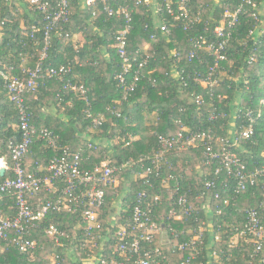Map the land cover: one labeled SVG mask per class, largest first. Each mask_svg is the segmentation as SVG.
I'll use <instances>...</instances> for the list:
<instances>
[{"label": "trees", "instance_id": "1", "mask_svg": "<svg viewBox=\"0 0 264 264\" xmlns=\"http://www.w3.org/2000/svg\"><path fill=\"white\" fill-rule=\"evenodd\" d=\"M83 1H70V20L52 31L43 64L72 65L70 77L74 82L85 85L93 111L105 114L103 124L94 126L92 118L87 114L89 106L81 95L66 92L60 101L58 94H62L63 83L57 78L41 79L37 90L25 95L26 102L34 123L49 127L61 136L63 143L69 144L74 150H80L83 158H86L84 164L93 166L104 159H110L117 166H122L128 160H135L136 163L126 165L116 172L118 183L108 188L104 204L97 209L102 228L96 232L100 235L94 242H85L78 258L73 252L75 244L79 242L82 245L88 238L87 233L79 229L80 213L53 211L46 218L45 225L54 223L70 238L64 236L61 239L62 245H58L53 237L36 228L31 236L39 240L40 247L34 257L28 259L29 255L19 252L11 243L4 242L0 264H50L56 254L64 257L65 264H85L84 260L94 254L122 259L124 255L119 250L120 240L116 232L125 228L128 234L133 233L131 219L134 207L139 192L145 189L153 197L158 192L161 194L163 202L154 207V219L177 231L178 237L170 232L174 243L187 240L203 220H208L202 205L206 197L211 196L213 213L210 218L214 229L212 233L204 231L205 243L201 245L196 264L201 261L204 264H247L252 249L249 237L245 236L248 244L243 242L242 247H229L228 244L235 227L243 226L246 209L259 208L260 213L264 214V207L261 208L264 203L263 184L250 186L238 195L230 191L231 201L225 204L222 198L215 199L216 189L206 188L205 180L213 177L215 167L201 163L202 150L191 148L180 155L171 154L168 159L176 167L182 191L187 192L190 200L197 205L196 215H184L181 221H174L169 212L172 201L169 199L170 191L164 188L160 180L146 184L139 180L137 174L142 168L140 155L158 148L159 134L173 135L187 127L190 131L206 130L215 136L227 137L234 134V130L240 131L249 124L250 120L246 116L249 110L254 116V133L251 139L241 137L237 150L247 162L249 170L264 165V32H260V27L264 26V12L258 14V18L253 15L262 7L259 4L249 5L240 14L233 39L225 50L227 58L221 62L216 74L219 84L212 88L196 78L206 76L214 57L206 45L197 48L194 39L200 33H208V37L212 35L225 10L234 11L242 0H191V13L196 16L200 12V20L189 31L183 28V21L167 13L165 4L163 11L158 12L151 3L110 0L114 7L130 4L134 8L132 29L128 35L129 51L139 57L141 54L149 55V75L124 98V92L116 80L117 73L121 71V59L117 54L115 34L125 26V18L109 17L102 10L94 17L95 7L98 9L100 3L94 7L83 5ZM258 1L264 5V0ZM163 23L168 25L170 32L161 29ZM34 25L37 26L35 31ZM32 32L34 37L31 36ZM78 33L84 39L81 46L75 43V35ZM44 44L41 14L34 11L27 0H0V156L10 158L9 144L20 139L18 111L4 86V75L9 78L25 77L26 70L35 67L39 61ZM146 44L150 46L145 50ZM192 50L196 53L193 57ZM220 88L225 89L226 93L221 94ZM199 95L204 96L203 103L197 101ZM52 101L67 117L63 120L61 115L55 126L50 125L53 120L42 122L40 113L43 106ZM146 114L148 121L151 120V114H154L155 119L145 126V135L138 138L140 129L135 122L137 117ZM211 114L216 117L211 119ZM128 134L134 135L135 139L125 145L121 137ZM116 138H119V142L114 143ZM53 153L42 139L36 138L27 155L26 167L33 169L36 160L47 165ZM8 174L9 171L4 175L0 173V180ZM218 187L222 197L227 194L221 182ZM54 196L56 193L52 190L42 191L30 201L37 202ZM217 204L222 205L221 214L216 213ZM14 206L12 197H6L0 202V207L7 214L15 213ZM217 232L221 234L220 241L214 240ZM160 237L157 234L152 243L144 242V245L150 248L161 245ZM132 240L133 235L125 236L121 243H130ZM170 247L162 246L168 257L166 263L170 261L172 264H181L188 252L173 253ZM215 249H218V258L212 255Z\"/></svg>", "mask_w": 264, "mask_h": 264}, {"label": "built area", "instance_id": "2", "mask_svg": "<svg viewBox=\"0 0 264 264\" xmlns=\"http://www.w3.org/2000/svg\"><path fill=\"white\" fill-rule=\"evenodd\" d=\"M27 1L34 11L41 14L45 44L39 61L35 67L26 70L27 75L25 77L13 76L9 78L6 74L4 75L6 78L4 86L18 111L19 122L17 126L20 130V139L11 141L9 144L10 158L6 155L0 156V171L4 168L5 172H10L4 179L0 180V202L6 197H12L15 202L13 215L7 214L0 207V254L3 252V243L9 242L19 252L29 256L35 255L36 250L40 247V242L36 237L31 236V233L36 228L45 231L53 237L58 245H62L61 239L64 236L70 238L69 235H65L54 223L49 225L44 223L51 212L57 211L80 213L79 229L84 230L88 238L84 240L82 245L79 242L75 244L73 252L79 255L86 241L94 242V239L100 235L96 232L97 229L102 228L97 209L104 204L108 188L118 183L119 178H117L116 172L122 170L126 165L135 164L136 161L128 160L122 166H117L112 164L110 159H104L93 166H88V164H84L86 158H83L80 150H74L69 144L63 143L61 136L49 127L34 123L25 95L35 92L40 80L44 78H57L63 83L62 94H58L60 101L64 99L63 95L66 92L81 95L89 106L87 114L92 118L94 126L98 127L103 124L105 114L93 111L85 85L72 80L70 77L72 65L44 66L43 64V60L47 57L52 31L70 20L71 0ZM135 1L137 4L151 3L158 12L163 11V4H165L167 13L176 20L183 21V28L188 31L193 29L197 21L200 20V12L196 16L191 13V0ZM97 3H100L98 9L95 7ZM258 4L262 7L261 10L253 12L254 17L258 18V14L264 12V5L258 0H242L234 11L225 10L224 16L215 26L213 34L209 35L210 38L212 37L211 40L207 36V27H205L207 34L200 33L195 37L194 41L197 48L206 45L209 53L214 57L213 64L209 66L206 76H198L197 80L212 88L219 84L216 74L221 62L227 58L225 50L233 39V31L239 22L240 14L247 6H258ZM83 5L95 7L94 17L102 10L109 17L125 18V26L115 34V40L117 54L121 59V71L117 73L116 80L124 92L123 97L127 98L143 78L150 73V70H147L149 55L142 56L141 54L139 57L132 55L129 51L128 35L132 29L134 8L130 4L114 7L110 0H84ZM33 29L34 31L37 30V26L34 25ZM161 29L170 32L166 23L161 25ZM260 32H264V26L260 27ZM31 36H35L34 32ZM152 37L154 36L152 35ZM149 46L150 44H146L145 50ZM195 55V51L192 50L191 56ZM197 101L203 103L205 101L204 96L199 95ZM246 116L250 120L249 124L240 131L234 130V134L230 136H215L213 132L206 130L194 132L183 127L182 130L173 135L159 134L158 148L140 155L139 161L142 162V168L137 177L146 184L153 180H160L164 188L170 191L169 199L172 201L169 212L172 219L182 220L184 215H196L197 205L190 200L187 192L182 191L181 179L176 173V167L168 159L171 154L180 155L183 151L191 148L202 150L201 163L207 167L212 165L215 167L213 177H208L205 180L206 188L207 190L216 189L215 199L222 198L225 204L231 201L230 191L238 195L248 190L250 186L264 185V165H257L253 170H249L247 162L237 150L241 137L251 139L254 133L253 113L249 110L246 112ZM215 117L214 114L210 115L211 119ZM36 138L42 139L54 153L47 165L36 160L35 168L28 169L26 158ZM134 139L132 134L121 137L125 145H129ZM90 145L92 144L90 143ZM219 182L227 191L223 197L219 191ZM50 190L56 193V196L37 202L30 201L42 191ZM211 199V196H207L202 205L208 220H203L196 232L191 234L187 240L174 243L170 232L173 236L178 237L177 231L172 226L161 225L154 219V207L163 202L161 194L158 192L153 197L147 189L139 192L131 219L133 233L128 234L125 228L116 232L120 240L119 250L124 257L116 260L103 254H94L86 258L87 262L90 264H172L170 261L166 263L168 257L162 248V246H171L170 250L173 253L177 251L188 252L181 264H196L195 260L200 254L201 245L205 243L204 231L212 233L214 229V223L210 218L213 213ZM262 205L261 208L264 207V203ZM222 212V205L217 204L216 213L221 214ZM244 217L243 226L235 227V232L228 245L229 247H242L243 242L247 243L245 236H248L252 242V249L247 264H264V214L260 213L259 208L254 207L246 209ZM196 220L199 221V218L197 217ZM157 234L161 236V245H156L154 248L144 245V242L152 243ZM131 235H133V240L130 243L128 241L121 243L125 236ZM221 238L219 232L214 235L215 241H220ZM212 255L218 258V249L213 250ZM64 261L62 255L56 254L55 257L51 258L50 264H65ZM199 264H204V262L201 261Z\"/></svg>", "mask_w": 264, "mask_h": 264}, {"label": "crops", "instance_id": "3", "mask_svg": "<svg viewBox=\"0 0 264 264\" xmlns=\"http://www.w3.org/2000/svg\"><path fill=\"white\" fill-rule=\"evenodd\" d=\"M83 42H84V39L81 36V34L80 33L76 34L75 35V43L78 46H81V45H83ZM40 113H41V120H42V122H46L45 121L46 119H48L49 122H50V120H53V121L50 122V125H52V126L57 125V119L58 118L60 119V116L61 115H62L61 118L63 120H66L67 119L65 112L63 114V112L61 111V109H59V107H57L56 104H54L53 101L50 102V103H47L46 106H43V108L41 109V112ZM87 263H88L87 260H85V264H87Z\"/></svg>", "mask_w": 264, "mask_h": 264}, {"label": "rangeland", "instance_id": "4", "mask_svg": "<svg viewBox=\"0 0 264 264\" xmlns=\"http://www.w3.org/2000/svg\"><path fill=\"white\" fill-rule=\"evenodd\" d=\"M261 2V1H260ZM221 94H225L226 93V90L225 89H223V88H220V91H219ZM150 115V114H149ZM150 119L152 120V122L154 121V114H151L150 116ZM148 117V118H149ZM150 120V121H151ZM150 121H148V119H147V114L146 115H143L141 118H138L137 117V119H136V122H135V124L139 127V132H138V135H137V137L139 138V137H143L144 135H145V126L146 125H148V123H150ZM140 134H142V135H140ZM116 142H119V138H116V139H114V143H116ZM174 221H181V220H174ZM190 231H192V230H190ZM77 256V258H78V255H76ZM34 257V255L33 254H31V256H28V259H32ZM85 261V260H84ZM87 264H90V263H87Z\"/></svg>", "mask_w": 264, "mask_h": 264}, {"label": "water", "instance_id": "5", "mask_svg": "<svg viewBox=\"0 0 264 264\" xmlns=\"http://www.w3.org/2000/svg\"><path fill=\"white\" fill-rule=\"evenodd\" d=\"M3 158H4V157H3ZM3 158H2V159H3ZM0 173H1V175H4V173H5V169L2 168L1 171H0Z\"/></svg>", "mask_w": 264, "mask_h": 264}, {"label": "clouds", "instance_id": "6", "mask_svg": "<svg viewBox=\"0 0 264 264\" xmlns=\"http://www.w3.org/2000/svg\"><path fill=\"white\" fill-rule=\"evenodd\" d=\"M175 220V219H174Z\"/></svg>", "mask_w": 264, "mask_h": 264}]
</instances>
